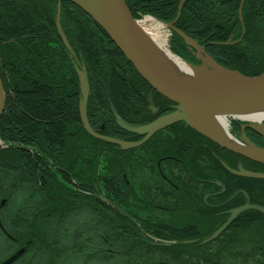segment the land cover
<instances>
[{"label": "rangeland", "instance_id": "374dc122", "mask_svg": "<svg viewBox=\"0 0 264 264\" xmlns=\"http://www.w3.org/2000/svg\"><path fill=\"white\" fill-rule=\"evenodd\" d=\"M244 1L241 0V3H244ZM60 2L62 7L64 2L63 0ZM183 2L184 0L180 1L178 10L180 4ZM38 6V4H34V12L36 14H39ZM73 7L75 8V6ZM76 10L81 13L79 9ZM144 15L136 18L142 19L145 17ZM59 18L62 17L55 11V21L59 20ZM151 18H153L152 23L157 22L165 25L164 29L167 33L169 46L172 31L169 23H165L164 20L157 17ZM239 19L242 21V14L239 16ZM17 22L25 25L26 21L15 18L12 21V23ZM231 33L233 35H230L228 43H241L240 41L246 36L245 23H243V31L241 32L243 35L239 33L240 36L238 37L236 31ZM255 34L249 37L253 42L251 46H247L249 44L248 41H245L247 44L245 42H242L241 45L239 44L245 50L248 58L249 56L251 58L253 56L261 57L264 54L263 20H258ZM38 43L42 44L37 37L26 40L22 39L15 46L16 52L14 55L23 63L30 54L35 63H39L37 69L40 65L46 67L49 56L44 57V53L47 52L49 54V52L45 47L37 50L36 47H39ZM197 44L199 45V43ZM51 45H54V43L46 42L45 44L46 48L51 47ZM55 47L57 51H60L58 46L54 45ZM192 49L193 52L190 53L189 58H186L188 62L202 69L213 68L215 70L217 68V65L212 60L203 59L199 49L197 50L195 47H192ZM118 51H120L119 48ZM2 53L0 58L4 59L6 55L4 47L2 48ZM51 58L52 56L50 55ZM61 60L59 58V61ZM260 64H264V62ZM5 75V79L0 78L6 89L4 82L9 79ZM77 82L76 80L70 88L76 87ZM146 84L151 89L156 90L151 85H148L149 83ZM79 93L81 94L80 90ZM145 93L146 91L143 92L142 101H146L147 104L149 100L148 102L149 104L151 103L152 107L156 106L157 103L154 101L153 95H149L150 100L146 98L148 95H145ZM7 95L8 97L11 95L10 90H7ZM79 98L81 100V96ZM33 99H35V102H33L35 104L41 103L46 105L50 102L45 96H37ZM86 99L85 108L78 109L80 115L81 111L86 113L89 121L87 107L88 101L90 102V96ZM118 102L119 104H117ZM120 105H122L121 108ZM123 106L125 105L118 99L115 101V104L114 102L113 104L109 103L105 107L107 108L105 111H108L109 114L115 117L116 127L118 126L117 120L124 122L131 121L133 122L132 125L140 126L150 121L149 112L156 114L154 108H140L139 104L136 106L131 105L128 108H123ZM156 110H159V108H156ZM174 110L175 107H171V110L165 114ZM105 111H101V113L103 114ZM158 117L160 116H156V118ZM229 119L231 120L232 118L229 117ZM232 121L231 123L233 124ZM180 122H184V124L190 126L185 121ZM239 122L248 123L247 120H239ZM231 125H229V130L233 134ZM77 127L71 129V131L78 134L76 137H73L75 142L72 143H75L77 149H82L84 156L77 159V149L74 151L75 146H73L71 148L72 157L70 159L74 164H77L75 171L78 172V169H80L79 172L83 174L82 182L86 183L84 190L80 186L81 181L72 179L69 182L67 178L60 176V170L65 172L72 171L68 169L66 163L55 162L58 160L56 158H54L55 161L53 163L50 160L51 164L47 166L49 168L48 172L45 169H41V172L44 173L41 178L44 179L43 184L47 187L48 194L51 188H58L57 190L60 192L59 187L65 186L71 191L84 193V197L82 201H74L70 207L66 205L65 207L68 210L63 207L58 209L57 207L60 205L49 203V200H46L47 203H45L44 200L42 207L46 205L51 209V212H48V214L53 212L56 214L49 217L51 221H48L44 219V217H47V214L43 215L42 213L41 219L39 218L42 220V224L32 225V231L34 228L38 233L42 234V238L37 241L36 247L32 248V251L29 253L30 255L26 254L18 258V261L12 264H164L162 261L167 259L171 262L170 264H262L264 262V255L251 252L250 247H247L246 250L243 248L235 250L240 247L236 243L231 244V241H229L233 239V236L238 235L241 241L250 243L249 239L251 237L247 234H241L240 232L232 233L231 227L234 225L236 216L228 214V217H225L226 219L224 217L221 219L213 218L210 212H203L201 210V207L205 206L206 210L210 211L209 206L211 204H223L233 200L231 187L227 186L225 181H223L226 180L224 176L210 174L208 170L209 160L205 158L206 153L202 152V155L195 162L186 160V164H181V161L176 159H182L179 156L181 154H177L178 148H175L177 143L180 142L176 134L172 136L171 130L166 131L165 128L156 132L140 146L126 149L122 148L119 144L104 140H100L102 144L98 147L93 139L88 138L81 123H78ZM118 127L121 129L120 126ZM177 129L179 130L180 128H175L176 131ZM98 133L128 142L139 141L144 137V135L136 132H126V130H121V133H118L115 127L112 132L111 130L106 131L101 129ZM236 134L234 137L239 141L246 142L245 140H247L255 146H260L256 141L248 139L246 133ZM0 146L2 149L7 148L3 145ZM96 156L98 164L94 165L93 158ZM97 168H100L99 174L96 173L98 171ZM206 172L208 173L204 174ZM15 175L23 186L30 184L27 180V175L22 173H16ZM166 176L171 182L166 180ZM203 179L211 180L212 182L211 184H206L202 182ZM252 183L253 181L250 180L249 185H252ZM28 188L29 191L25 194L27 199L21 204L15 198L22 196V194L16 195L17 193H13L12 195L11 186L3 188V192L10 193L11 196H14V199H9L0 194V226H5L9 234L26 236L30 233L29 226L34 220H30L28 225L20 226L19 230L13 231L14 227H10V218L7 216L10 211L24 209L25 203H32L33 201H30L31 198L38 201L42 200V195L39 192L40 188L35 187L39 191L36 189L34 191L31 185H28ZM236 189L237 187L233 189V192ZM23 191H25L24 188ZM162 191H166L168 195H163ZM32 192L34 193V197H29V194ZM86 195L90 198L86 197ZM3 198L6 199L4 205H2ZM186 204L190 205L189 208L191 210L189 213H186L187 215L183 213ZM162 206H168L169 209H163ZM64 210L67 212L63 213ZM60 218L65 220H60L61 225L58 224V219ZM252 221L263 224L262 222H258L259 219ZM24 222L20 221V223ZM187 224H195L194 230L191 228L183 229ZM42 228L49 230L47 236L42 233ZM216 232H219V235L215 236ZM213 235L215 237L205 241ZM7 237L0 228V263L15 252L21 254V250L26 249L27 244H30L27 237L23 238L25 240L22 241L25 244L18 245V242H16L15 246L12 245L14 248L9 249L4 244V241L1 242V240ZM89 239L94 240V242ZM263 242L264 235L261 237L260 243ZM173 250L178 251L180 254L176 260H174V256L177 255Z\"/></svg>", "mask_w": 264, "mask_h": 264}, {"label": "trees", "instance_id": "16d2710c", "mask_svg": "<svg viewBox=\"0 0 264 264\" xmlns=\"http://www.w3.org/2000/svg\"><path fill=\"white\" fill-rule=\"evenodd\" d=\"M180 1L126 0L134 17L151 14L164 21H171L176 17ZM57 2L58 0H0V56L3 54L2 48L6 49V55H3L4 59L0 58V74L2 79H5L4 74L9 79L4 84L11 93L9 97L7 96L6 107L0 118V139L10 144L4 149L0 146V194L14 199L10 193L3 192V188L11 186L12 195L13 193L22 194L15 198L21 204L27 199L25 194L29 191L28 185H31L34 191L38 190L36 188H40L38 191L40 195H43L41 201L31 198L30 201L33 202L25 203L24 209L10 211L7 215L10 218V227H14L13 231L19 230L20 226L28 225L30 220H34L29 226V235L9 234L7 228L3 226L8 237L1 242L4 241L9 249L14 248L16 242L18 245L25 244L22 242L25 240L23 238L28 237L27 240L30 241V244H27V247L29 249L23 256L29 254L32 248L36 247L37 241L42 238V234L34 228L32 231V225L42 224V220H40L42 213L43 215L47 214L44 219L48 221L49 217L56 214L54 212L48 214L51 209L46 205L42 207L44 200L45 203H47L46 200H49V203L60 205L57 207L58 209L63 207L68 210L66 205L70 207L74 201H82L84 195L81 192H73L70 197L69 189L65 186L59 187L60 192L57 190L58 188H51L48 194V189L43 184L44 179L41 178L44 174L41 169L48 172L46 167L51 164L50 160L52 163L55 161L54 158L58 159L55 162L66 163L68 169L72 172L75 171L77 164H74L70 158L72 157L71 148L75 146V143H72L75 142L73 137L78 134L71 129L78 128V123H81L80 111L77 107L81 96L79 87L76 85V87L70 88L77 80V76L66 47L61 46L58 42L60 36L55 23ZM34 4L39 5V14L34 12ZM241 4V0H186L176 21V26L198 40L222 65L238 69L245 74H257L264 70V64H260L264 62V54L261 57L253 56L251 58L249 56L248 58L240 45L245 41H248V47L253 44L249 37L255 34L258 20L264 21V0H245L243 5ZM241 10L242 21L239 19ZM80 12L72 6L70 0L64 2L61 12L62 25L71 47L85 63L88 70L91 87L90 102L88 101L87 107L89 121L95 129L101 128L112 132L114 127L116 128L115 119L113 115L105 111L107 110L105 107L109 103L113 104L114 102L115 104V101L120 99L125 105L123 108L138 104L140 108H146V103L141 100L139 94L144 90L136 80L139 79L141 85L143 83L146 86V84L133 68L131 71V67L124 64L121 52L96 22L82 11ZM14 18L25 20V25H21L19 22L12 23ZM243 23L246 26V36L241 40V43L229 44L231 32L236 31L238 37L242 34ZM255 36L257 37L256 34ZM34 37L42 42V44L38 43L39 47L36 49L41 50L42 47H45L49 52V54L44 53V57L49 56L48 63L50 65L47 63L46 67L40 65L37 69L39 63H35L30 54L23 63L14 55L18 42ZM46 42L54 43L60 48V51H57L54 45L46 48ZM171 48L182 57L189 58L190 56L188 46L178 34H173ZM59 58L62 60L59 61ZM132 72L135 73L137 79L132 75ZM148 88L151 90L150 87ZM37 96H45L50 102L46 105L35 104L33 98ZM140 100L141 102H139ZM164 101L168 103L166 99ZM121 107L122 105H120ZM101 111L105 112L102 114ZM86 135L95 141L96 146H101L100 140ZM76 149L75 146L74 151ZM83 156L82 149L78 148L77 159ZM96 158L97 156L93 158L94 165L98 164ZM79 171L80 169L75 173H81ZM16 173L27 175L30 184L23 186L20 180L15 177ZM96 173H100V168ZM69 174L71 173L65 172L67 179ZM75 180L83 181V178L77 176ZM36 181L37 183H35ZM81 185L85 186L83 183ZM33 195L32 192L29 197H34ZM86 197L89 196L86 195ZM66 210L62 212L66 213ZM60 220L65 221L62 218L58 219L59 225L62 224ZM20 221L25 222L20 223ZM39 228L41 227L39 226ZM41 231L46 236L49 234V230L42 228ZM89 240L94 242V240ZM12 245L14 246L12 247ZM178 258V255L174 256V260Z\"/></svg>", "mask_w": 264, "mask_h": 264}, {"label": "water", "instance_id": "95a60500", "mask_svg": "<svg viewBox=\"0 0 264 264\" xmlns=\"http://www.w3.org/2000/svg\"><path fill=\"white\" fill-rule=\"evenodd\" d=\"M106 31L117 44L126 58L133 64L141 76L160 94L175 102V110L156 118L155 120L140 126L131 125L118 120L119 125L131 132H136L144 137L139 141H123L115 137L96 132L90 125L88 117L81 111V119L85 129L93 136L111 143L119 144L122 148L140 146L157 131L178 121H185L195 130L210 138L214 142L236 151L252 160L264 162V147L238 144L228 137L216 134L210 128L202 124L200 116L208 113H231L235 109L260 108L264 110V71L257 75H246L238 70L219 65L208 53L204 51L197 41L178 29L173 22L169 26L177 32L191 47H195L202 53L203 59L212 60L217 68L202 69L188 61L191 67L196 68L199 77L191 82L180 79L179 75L166 72L158 58L149 47L142 34L137 21L132 16L125 0H74ZM181 7V6H180ZM82 96L80 104L85 108L88 97V80L86 72L76 68ZM5 91L0 78V117L5 108ZM153 108V107H151ZM264 136V118L255 124L248 123ZM244 172V171H243ZM246 175L263 177V173L246 171ZM255 207L264 212V207ZM242 210L239 208L234 214ZM219 235L216 232L215 236ZM206 239L210 240L212 237ZM15 254L0 264H10L16 258Z\"/></svg>", "mask_w": 264, "mask_h": 264}, {"label": "flooded vegetation", "instance_id": "af4514ba", "mask_svg": "<svg viewBox=\"0 0 264 264\" xmlns=\"http://www.w3.org/2000/svg\"><path fill=\"white\" fill-rule=\"evenodd\" d=\"M137 80L136 82H139V85L142 87L144 92L146 91L145 95H153L154 101L157 103L156 107L159 108V110L155 109L156 114H152V112H149L150 121L155 119L156 116L163 115L171 110L170 106H173L172 103H167L166 101H164V99L166 98L162 97L154 90H149V86H147L146 83V86L143 83L141 85L140 80ZM135 90L138 91V89ZM139 94L141 97H143V93ZM146 98L151 100L150 96H146ZM148 101L145 107L147 109H150ZM177 127H179L180 129H177L176 131L175 128ZM232 128L235 135H237L236 133L241 134L245 132L252 141H256L260 146H264V137L255 130H253L251 127H244L243 123H240L239 120L233 122ZM116 130L118 131V133H121V129L118 126L116 127ZM165 130H171V133L173 134L172 136H175L176 134L177 139L180 142L177 143L175 148H178L177 154H181L179 156H181L182 159L176 158L177 160L181 161V164H186V160L189 162L197 161L200 155H202V152H204L206 153L205 158L209 160L208 170L210 171V174L224 176L226 180L223 181H225L227 186L231 187L230 189L233 198L232 201L217 205L211 204L209 206L210 211H207V208L205 206H202L201 210L203 212H210L213 218H227L228 214L236 216L234 225L231 227L232 233L240 232L241 234H247L251 238L249 239L250 243H244L239 239L238 235L233 236V239L229 241H231V244L236 243V245L240 247L236 248L235 250H240L241 248L246 250L247 247H250L251 252H257V254L259 253L264 255V242L260 243L261 237L264 235V212L255 207L249 206L243 209L244 206L250 204L254 206L264 207V176L254 177L246 175V173H244L246 171H254L264 174V163L252 160L246 156L241 155L240 153L234 152L223 146L218 145V143L213 142L211 139L202 135L195 129L187 126L186 124H184V122L175 123L165 128ZM242 170H244V172ZM207 173L208 172L204 174ZM165 178L166 180L171 182L167 176ZM250 180L253 181L252 185H249ZM202 182L206 184H211L212 181L203 179ZM232 182L233 184L231 185ZM175 186L176 188H178L177 185ZM236 187L237 189L233 192V189ZM161 193L163 195H168L166 191H162ZM189 206V204L185 205L186 208L183 213L186 214L187 212L189 213L191 211ZM162 208L169 209L168 206H162ZM239 208H242V210L234 214V211ZM254 219H259L258 222H262L263 224L255 223L254 221H252ZM194 225L195 224H187L184 226L183 229L191 228L192 230H194ZM173 251L176 252V255H180L178 251ZM162 263L170 264L171 262L167 259L165 261H162ZM262 264H264V262Z\"/></svg>", "mask_w": 264, "mask_h": 264}, {"label": "bare ground", "instance_id": "6f19581e", "mask_svg": "<svg viewBox=\"0 0 264 264\" xmlns=\"http://www.w3.org/2000/svg\"><path fill=\"white\" fill-rule=\"evenodd\" d=\"M153 18L151 17H145L138 22V26L140 27V30L142 34L144 35L149 47L152 49L154 55L158 58L160 64L163 66V68L166 70V72L171 74H177L179 75L180 79L191 82L194 80V78L199 77L198 71L196 68H192L190 64H188L185 60L181 59L179 56L174 54L168 46V39H167V33L164 29L165 25L163 23H152ZM110 41L116 46L118 49L119 47L111 39V37L107 34ZM61 46H64V43L62 40L58 41ZM120 49V48H119ZM116 52V51H115ZM121 54L124 53L120 50ZM75 56H78L77 54ZM78 108H82L80 102L77 104ZM231 118H240L249 120V122L255 123L256 121L261 122L262 118H264V110L260 108H245V109H235L231 113H208L200 116L202 124H204L206 127L210 128V130L214 131L216 134L220 136L228 137L229 139H232L234 142H238V144H243L244 146L248 147L251 146L249 142H243L239 141L235 136V134H231L229 130L230 119ZM234 121V119H231ZM0 145H3L5 147H8L10 144L4 141L0 142ZM46 169L49 168L47 167ZM68 176V181L72 179H76L77 176L80 178H83L82 173H75L70 172ZM60 176L62 178H66L65 171L60 170ZM84 185L86 183L82 182ZM81 188L84 190L85 186L81 185ZM78 193L76 191L69 190V196L72 197L71 193ZM43 196V195H42ZM84 197V195H83ZM90 198V197H89Z\"/></svg>", "mask_w": 264, "mask_h": 264}]
</instances>
